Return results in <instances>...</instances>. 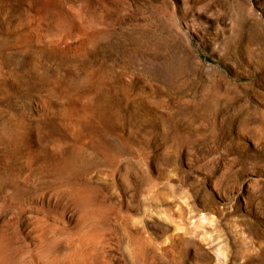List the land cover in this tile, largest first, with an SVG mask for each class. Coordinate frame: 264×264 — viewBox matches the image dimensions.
Returning <instances> with one entry per match:
<instances>
[{"label": "rangeland", "instance_id": "rangeland-1", "mask_svg": "<svg viewBox=\"0 0 264 264\" xmlns=\"http://www.w3.org/2000/svg\"><path fill=\"white\" fill-rule=\"evenodd\" d=\"M0 264H264V0H0Z\"/></svg>", "mask_w": 264, "mask_h": 264}, {"label": "bare ground", "instance_id": "bare-ground-1", "mask_svg": "<svg viewBox=\"0 0 264 264\" xmlns=\"http://www.w3.org/2000/svg\"><path fill=\"white\" fill-rule=\"evenodd\" d=\"M64 167V166H63ZM73 190H74V188H73ZM84 190V189H83ZM75 191V190H74ZM76 192H77V190H76ZM78 193H80V192H78ZM78 193H76V194H78ZM85 194V193H84ZM84 194H80V195H82V198H83V196H84ZM89 194V193H88ZM86 195V194H85ZM76 196H78V195H76ZM86 197V196H85ZM78 198V197H77ZM84 200V199H83ZM83 200H81V201H83ZM86 208V207H85ZM88 208V207H87ZM84 209V208H83ZM89 209V208H88ZM85 210H87V209H85ZM96 210V209H95ZM94 210V211H95ZM81 211H83V210H81ZM90 211V210H89ZM91 211H93V210H91ZM99 211V210H98ZM100 212H102V211H100ZM87 213V212H86ZM90 213V212H89ZM93 214V213H92ZM100 217V216H99ZM90 218V217H89ZM96 218V217H95ZM201 218H202V216H201ZM94 220V219H93ZM96 221V220H95ZM202 222V221H201ZM175 223V222H174ZM174 228L173 229H176L175 231H177V229H181L182 230V227L180 226V224L178 225V222H177V224L175 225V226H173ZM171 228V227H170ZM174 232V231H173ZM173 232H172V234H173ZM178 232H180V231H178ZM178 232H176L175 234H180V233H178ZM171 234V233H170ZM174 235V234H173ZM180 236V235H179ZM170 237V236H169ZM178 237V236H177ZM184 237V236H183ZM181 238V237H180ZM181 239H183V238H181ZM166 240V239H165ZM175 240V239H174ZM189 241H190V239H189ZM162 242V241H161ZM167 242V241H166ZM171 242V241H170ZM169 242V243H170ZM172 242H174V241H172ZM168 243V244H169ZM172 244V243H171ZM171 246V245H170ZM218 249V248H217Z\"/></svg>", "mask_w": 264, "mask_h": 264}]
</instances>
